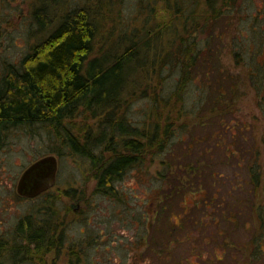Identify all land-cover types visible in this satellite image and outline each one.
I'll use <instances>...</instances> for the list:
<instances>
[{"label":"rangeland","instance_id":"obj_1","mask_svg":"<svg viewBox=\"0 0 264 264\" xmlns=\"http://www.w3.org/2000/svg\"><path fill=\"white\" fill-rule=\"evenodd\" d=\"M86 1L90 4L95 2L0 0V76L4 61L17 60L25 53L29 43H34L55 26L51 23L41 33L37 32L33 19L34 9L45 5L49 10L48 18L55 24L68 9ZM223 1L228 4L216 6L219 9L218 19L212 23L215 37L207 38L206 31H197L187 33L182 38L184 41L200 42L201 45H208L209 41L213 61L220 65L221 73L225 75L224 82L227 79L238 89L232 97L231 93L226 94L227 99L224 101L228 103L222 107L226 110L216 118L217 121L209 122L203 112L192 111L193 98L198 94L196 81L185 88L184 106L189 112L178 110L179 104H176L177 110H157L155 119L159 116L165 123V118H170L177 128L167 150L153 156L150 166L130 170L117 183L124 193L126 203L94 192V170L87 159L71 154L56 140L54 145L59 146L61 155L49 152L48 146L52 145V140L48 139L43 129H36L35 133L23 128L10 129L0 144V239L8 240L6 245L12 244L15 226L20 219L54 200V205L60 209V219L67 234L66 243H81L80 246L87 247L93 258H105L104 264H156L155 252L163 248V243L158 238L150 244L139 242L137 239L142 230L139 233L141 228L136 226L134 218L144 214L151 216L154 206L150 201L156 197L157 203L164 199L173 211H179L175 201L180 194L172 188V185H178L173 180L161 187V176L157 173V170L161 173L168 172L170 164L174 163L168 178H177L176 182H185L192 189L198 186L201 188L198 197L193 194L185 196L189 204L194 197L200 200L193 213H197V216L206 213L207 219H210V213L214 212L217 223L215 225L210 222L205 226V229L212 228V239L201 241V247L205 250L204 259L208 258V261L193 258L176 263L175 260H167L165 263L264 264V85L261 83L259 88L250 80L253 70L251 63L264 62V48L254 53L253 58L249 48L250 39L256 49H259L257 45L260 41H264V16L253 17L258 10L264 12V0ZM107 2L103 0L104 7L95 9L97 36L92 56H97L100 50L110 47L109 44L114 43L117 34L123 30H132L135 39L148 36L145 37L149 48L146 54L148 62L154 57L158 60L161 56H167L168 51L177 46L181 36L173 34V31H184L175 25L172 14L165 12L163 0H117L114 4H106ZM208 12L205 15L208 16ZM252 28L254 30L250 32ZM242 33L243 36H248V42L238 43L237 37ZM197 64L198 71H202L201 78L209 76V79L218 82L217 71L208 74L205 70V49L201 48ZM139 70L136 66L132 76L127 79L129 83L126 90L129 93H126L124 100L130 104L125 109L126 117L131 124L137 126L142 125L144 110H149L153 93L160 95L161 91L163 94L172 91L179 77L176 67L163 68L161 76L151 70L141 74ZM172 97L177 98L176 95ZM174 103L172 100L171 106L175 107ZM190 135L195 137L191 143ZM46 154L57 157L55 184L41 195L31 198L19 195L16 186L21 173L35 159ZM162 161H167L169 166L166 168L167 164L159 165ZM180 163H191L195 171L187 174L183 166H179ZM247 165H250V175ZM159 194L162 199L158 197ZM127 205L131 207L127 209ZM227 212L232 214L233 221L226 219ZM97 233L100 234L99 237ZM155 233L157 232L150 228L148 235ZM22 242L28 245L25 240ZM242 242L250 243L249 247H240ZM29 247L32 251H27L24 257L19 256L14 263L8 253L6 255L4 252L0 263L42 264L44 261L45 264H68L70 253L66 254V245L45 254L35 252L32 244ZM215 248L219 256L217 259H213L211 252ZM144 255L146 257L142 258ZM157 261L160 262L159 259Z\"/></svg>","mask_w":264,"mask_h":264},{"label":"trees","instance_id":"obj_2","mask_svg":"<svg viewBox=\"0 0 264 264\" xmlns=\"http://www.w3.org/2000/svg\"><path fill=\"white\" fill-rule=\"evenodd\" d=\"M106 1V4H114L117 0ZM88 2L71 7L55 24L48 18L49 10L45 5L34 9L33 19L37 32L41 33L51 23L55 26L47 34L38 37L34 43H29L25 53L17 60L4 61L0 76V144L10 129L23 128L30 133L43 129L48 139L52 140V145L48 146L49 152L61 155L59 146L54 145L56 140L71 154L87 159L94 170V192L126 203L124 193L117 183L122 181L130 170L150 166L153 156L167 150L172 134L177 128L170 118H165V123L159 116L155 119L157 110H177L176 104H179L178 110L189 112L184 106L185 88L196 81L198 94L193 98L192 111L203 112L211 122L226 110L222 108L228 103L224 101L227 99L226 94L229 92L232 97L237 92L233 82L230 83L227 79L224 82L225 75H222L220 65L213 61L209 41L208 45H201L200 42L182 40L187 33L197 31H206L207 38L215 37L212 23L218 19L219 9H216V6H227L228 3L223 0H163L162 7L165 12L172 14L175 25L184 32L173 31V34L181 36L177 46L168 51L167 56H161L158 60L154 57L148 62V36L143 35L144 39H135L132 30L119 32L116 41L109 44L110 47L100 50L99 55L92 56L97 36L95 9L104 7V4L103 0H95L91 4ZM207 11L209 17L205 15ZM262 16L264 12L258 10L253 17ZM253 30L254 28L250 32ZM247 37L242 33L237 37L238 43L248 42ZM257 46L259 49H256L250 39L252 58L254 53L264 48V41L261 40ZM201 48L206 50L205 70L208 74L212 71L219 73L217 83L209 79V76L206 79L201 78L202 71H198L197 64ZM251 65L253 70L250 80L260 88L261 83L264 85V62L255 61ZM136 66L140 68L141 74L151 70L158 76H161L163 68L176 67L179 70V77L172 91L165 94L161 91L160 95L153 93L149 110H144L141 126L129 122L125 109H128L130 104L124 102L126 93H129L126 90L129 83L127 79L132 76ZM174 95L177 98H173ZM172 100L175 107L170 104ZM189 138L191 143L195 137L190 135ZM159 165L166 168L169 166L167 161H162ZM173 165L174 163L170 164L168 172L161 173L157 170V173L161 176V187L173 180L178 185H172V188L180 194L175 201L179 211H173L171 205L159 194L158 197L165 202L157 203V197L150 201L154 206L151 216L144 214L134 218L136 226L141 228L139 233L142 230L137 240L147 244L157 238L159 242L162 241L163 248L155 252L156 264H166L167 260H175L176 263L182 259L188 261L193 258L208 261V258L204 259L205 250L201 247V241L212 239V228L205 229V226L210 222L216 225V215L214 212L210 213V219H207L206 213L200 216L193 213L200 200L194 197L193 202L189 204L185 196L193 194L198 197L201 188L198 186L192 189L187 187L185 182H176L177 178H168ZM179 166H183L187 174L195 171L191 163H180ZM248 168L250 175V165ZM166 173L168 174L165 176ZM54 202L53 200L48 205L39 206L36 211L20 219L15 226L12 244L6 245L9 241L0 239V257L4 252L6 255L8 253L14 263L19 256L24 257L27 251H32L29 244L33 245L35 252L42 254L54 248L59 250L61 246L66 245V254L70 253L68 264H104L105 258H93L87 247L80 246L81 243H66L67 234L60 219V209ZM130 207L127 205V209ZM172 214H175V217H172ZM231 216L232 214L227 212L226 219L233 221ZM150 228L157 233L148 235ZM97 235L100 236L99 233ZM23 240L28 242V245H24ZM239 245L246 248L250 243L242 242ZM259 251L258 249L257 252ZM211 252L213 259L219 257L216 248ZM248 256L250 257V254ZM145 257L146 255L142 256ZM42 264L45 262L42 261Z\"/></svg>","mask_w":264,"mask_h":264},{"label":"water","instance_id":"obj_3","mask_svg":"<svg viewBox=\"0 0 264 264\" xmlns=\"http://www.w3.org/2000/svg\"><path fill=\"white\" fill-rule=\"evenodd\" d=\"M57 157L46 154L30 163L21 173L16 191L21 196L34 197L55 184Z\"/></svg>","mask_w":264,"mask_h":264},{"label":"flooded vegetation","instance_id":"obj_4","mask_svg":"<svg viewBox=\"0 0 264 264\" xmlns=\"http://www.w3.org/2000/svg\"><path fill=\"white\" fill-rule=\"evenodd\" d=\"M46 191V190H45ZM42 193V192H41ZM28 198H30V197H28Z\"/></svg>","mask_w":264,"mask_h":264}]
</instances>
